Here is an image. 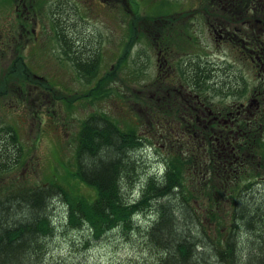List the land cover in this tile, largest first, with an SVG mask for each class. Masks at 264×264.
Instances as JSON below:
<instances>
[{
  "label": "rangeland",
  "instance_id": "374dc122",
  "mask_svg": "<svg viewBox=\"0 0 264 264\" xmlns=\"http://www.w3.org/2000/svg\"><path fill=\"white\" fill-rule=\"evenodd\" d=\"M59 1L0 0V126L10 124L15 127L26 155L22 166L2 174L0 192L9 186L41 184L62 179L65 185V175L74 169L75 138L80 123L96 110L105 112L120 126H132L139 134L146 136L152 145L147 144L139 154L136 153L144 162L146 170L153 171L161 166L160 156L167 155L166 152L171 148L167 144L165 147L159 145L157 134L160 132L152 121H148L151 112L165 114L151 95L154 84L150 82L155 77L153 58L151 57L152 64H148L145 73L120 67L127 58L126 52L130 49L133 54L135 51H132L133 46L127 38L129 35L133 38L135 20L131 22L132 17L124 15L117 3L111 5L110 9H102L87 0H75L77 6L71 5L70 3L74 4L71 0ZM132 1L129 2L130 7L133 6ZM136 1L141 3L140 11L144 16H149L148 10L157 8L155 0ZM70 6L77 8L83 18L89 19L93 26L99 28L97 37H88V32L75 36L72 33L70 35V32L67 35L66 32L70 41L59 42L52 17H59L63 27L64 23L72 21L73 18L77 20L78 15H70L73 11ZM32 28L36 30L31 31ZM101 35L106 40L104 44ZM145 36L149 37L148 34ZM85 37L86 40H81ZM75 38L80 39L79 42L87 45L89 49L79 48L78 46L83 45H79ZM122 41H126V48L120 54ZM67 47L76 49L79 54L83 52L85 57L97 52L102 63L99 66L102 76L106 75L107 67L110 66L114 75L107 77L104 85L106 92L101 87L97 93V89H93L96 86L94 82L88 83L87 79L78 74L70 61L72 56ZM19 56L22 59L19 60ZM131 59H126V65L131 64ZM109 89L112 92L107 95ZM168 121L169 125H165L168 131L173 125L177 127V132L180 130V120L168 118ZM176 131L171 133L173 136L167 137V141L172 144L173 150L184 153L187 157L188 151L183 150L186 147L182 146L183 139L177 136ZM260 149H263V155L264 146ZM193 154L195 156L189 161L186 175L188 186L192 188V180L197 182L196 179L203 178L208 181L212 178L215 181L210 186L213 185L217 193L214 199L217 200V208H213V199L208 202L204 196L199 197L195 204L199 214L204 216L203 226H215L205 217L212 209L217 215L216 221L224 224L226 220L229 223L232 201L230 197L237 187L245 184V175L236 184L234 178L228 177L227 167L222 168L218 163L214 168L209 167L206 170L197 164V160L202 159L201 153L196 151ZM259 160L253 156L252 165L248 169L258 168ZM263 164L264 161L260 160L261 168ZM142 174L146 175L145 172ZM261 176L264 175L261 173ZM71 185L82 194L91 192L83 184ZM256 188L260 191L263 187L256 184ZM50 205L55 231L51 236L43 237L44 248L37 264H154L153 257L143 250L142 244L133 235V238H126L117 230L110 231L100 239L91 240L86 228L75 230L65 226L66 211L59 198L53 199Z\"/></svg>",
  "mask_w": 264,
  "mask_h": 264
},
{
  "label": "trees",
  "instance_id": "16d2710c",
  "mask_svg": "<svg viewBox=\"0 0 264 264\" xmlns=\"http://www.w3.org/2000/svg\"><path fill=\"white\" fill-rule=\"evenodd\" d=\"M71 56L78 74L88 83L94 82L97 93L101 87L104 91L107 77L114 74L108 70L102 76L98 54L85 57L74 52ZM108 91L107 95L112 89ZM258 123L254 127L253 153L263 160L260 147L264 141L258 138ZM147 144L146 136L132 126H120L105 112H91L76 134L74 169L65 175V185L62 179L1 190L0 264L38 263L43 237L55 231L50 213L55 198L65 207L67 228H86L91 240L117 230L126 238L134 236L154 264H264V178L257 177V168L252 169V179L237 187L230 197L229 223L216 221L212 209L205 217L215 226L205 227L204 216L195 204L201 196L208 202L216 198L214 186H210L215 179L192 180L194 185L189 187L186 175L195 154L187 153L186 157L172 147L167 155L160 156L161 166L146 170L136 153ZM212 155L211 150L201 153L197 164L206 170L213 168ZM25 157L15 127L0 126V177L22 166ZM77 183L91 192L75 190L71 184ZM256 184L263 188L259 191ZM214 201L213 208H217Z\"/></svg>",
  "mask_w": 264,
  "mask_h": 264
},
{
  "label": "flooded vegetation",
  "instance_id": "af4514ba",
  "mask_svg": "<svg viewBox=\"0 0 264 264\" xmlns=\"http://www.w3.org/2000/svg\"><path fill=\"white\" fill-rule=\"evenodd\" d=\"M97 1L87 0L102 9L117 3L124 15L132 17L131 22L135 20L133 38L127 37L135 51L126 52L127 58L133 59L129 66L124 59L120 67L145 73L153 58L151 95L165 114L151 112L148 121L160 132L159 145L172 147L167 137L173 136L177 127L168 131L165 125H169L168 118L178 119L181 131L176 132L183 139V150L191 154L211 150L214 167L218 163L227 167L234 183L243 175L250 181L255 122H259L258 138L264 141V0H155L157 8L151 6L149 16L141 14V3L136 0L132 7L131 0ZM73 6L70 15H78L77 20L73 18L64 27L59 17H52L59 42L70 41L66 32L74 36L88 32V37H97L99 28ZM101 41H106L102 35ZM121 43L119 53L123 54L126 41ZM74 52L85 55L70 49V55ZM99 62L101 65L100 56ZM110 69L108 66L107 71ZM257 169V177L264 178L260 160Z\"/></svg>",
  "mask_w": 264,
  "mask_h": 264
}]
</instances>
